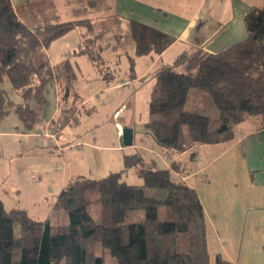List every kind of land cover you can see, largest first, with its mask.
Listing matches in <instances>:
<instances>
[{"label": "trees", "instance_id": "1", "mask_svg": "<svg viewBox=\"0 0 264 264\" xmlns=\"http://www.w3.org/2000/svg\"><path fill=\"white\" fill-rule=\"evenodd\" d=\"M105 1L67 0L69 13L81 18L62 22L54 0L17 6L0 0V121L13 113L23 130L31 131L38 117L29 102L43 103L51 82L67 106L66 123L75 119L78 77L71 62L52 67L47 60L35 64L33 59L53 40L83 27L77 54L86 55L104 76L111 75L101 66L99 37L88 18ZM243 23L242 41L216 54L184 52L173 66L155 74L148 102L151 119L144 127L157 148L183 154L196 145L230 143L234 127L244 121L264 128V0L248 11ZM129 38L134 56L159 55L175 40L133 20ZM129 63L132 72L133 57ZM13 94L19 102L12 100ZM189 102L216 109L217 127L210 130L208 116L185 110ZM177 166L157 169L153 160L135 152L124 155L120 172L75 179L54 203L65 224L34 220L21 209L6 210L0 200V264H105V252L116 264H210L201 204L175 177ZM131 167L141 185L121 181ZM214 264L232 263L217 256Z\"/></svg>", "mask_w": 264, "mask_h": 264}, {"label": "crops", "instance_id": "2", "mask_svg": "<svg viewBox=\"0 0 264 264\" xmlns=\"http://www.w3.org/2000/svg\"><path fill=\"white\" fill-rule=\"evenodd\" d=\"M26 1L35 0H11V3L17 6ZM54 2L57 10L59 3L68 7L67 0ZM262 3L263 0H106L105 12L90 11L88 18L99 37L101 66L111 73L109 76L98 71L86 55L77 54L86 33L83 27H79L83 29L79 33L80 41L73 53L70 52L73 62L63 51L54 64L48 52L51 43L43 48L47 50L43 61L47 60L52 67L68 59L75 68L77 57L86 56L95 78L83 83L77 78L75 87L79 100L77 112L72 114L74 120L66 123L64 109L67 106L60 101L54 84L55 106L32 108L38 121L31 131L25 132L13 113L0 121V200L4 208L21 209L34 220L50 219L54 224L50 215L57 212L54 203L66 185L78 178L100 179L91 176L93 165H100L102 175L107 176L115 170H123L124 155L156 152L155 142L149 148L139 140L134 143V132L131 146L134 152H126L118 140L122 129L131 126L118 121L113 126L112 143L98 144V125L109 116L112 121L117 120L127 106L111 105L108 112L102 114L95 105L110 99L108 91L125 87L130 88L128 92L122 91L124 101L135 100L144 78L149 79L141 94L148 104L154 76L159 70L173 66L184 52L202 50L216 54L242 41L246 37L245 15ZM131 20L158 29L175 40L159 55L134 56V44L129 38ZM68 34L61 38H68ZM130 57L134 58V66H144L143 72L136 74L133 70L129 74L131 82L118 80L113 84L114 68L124 60L130 67ZM46 103L47 99L40 104ZM81 114L84 120L78 119ZM73 126L75 133L69 134L67 128ZM84 129L86 134H91L89 140L82 143L86 151L78 149L79 143L74 144ZM206 146L216 147L217 151L204 164L197 163V151L196 158L190 154L186 161L180 157L172 159L176 153L169 151L165 157L160 153L159 156L167 165L166 169L174 163L180 165L174 171L175 177L197 195L203 212L209 263L214 264L215 258L220 256L232 264H264V128L258 129L251 121H244L234 127V139L230 143ZM98 156L104 158L103 165H98ZM167 157L172 160L167 162ZM194 162L195 166L189 165Z\"/></svg>", "mask_w": 264, "mask_h": 264}, {"label": "rangeland", "instance_id": "3", "mask_svg": "<svg viewBox=\"0 0 264 264\" xmlns=\"http://www.w3.org/2000/svg\"><path fill=\"white\" fill-rule=\"evenodd\" d=\"M105 8H106V6H105V4H103L102 8H100L99 11L105 12ZM58 10H59V15H60V20L62 22L73 20L76 18L77 19L81 18V16H77V17L72 16L68 12V7L65 5V3H59L58 4ZM80 31H83V29H81V28L74 29V30L69 32L68 38L64 39V38L60 37V38H57L51 42V44L49 46L50 50L48 51L49 55H51V57H52L51 62L56 64V62H58L57 60H58L59 56H61V53L63 51H64L63 55L69 56V59L72 60V62H73L74 57H73V55H71V53H73V50H75L74 48H76L77 43L80 41V37H79ZM43 50H41L34 57L33 61L35 64L42 62L46 58L47 50H46V52ZM77 58H78V60H76L77 63L74 66H75V71H76L77 76H78L79 83H81V82L83 83V82H86V80H90L92 78H95V71L91 68L86 56H78ZM130 70H131V68L129 67V64H127V62L125 60L122 63H120L118 65V68H114V70H113V75H114L113 84H114V82H117L118 80L119 81L124 80V81L131 82L132 79L129 76V74L131 72ZM133 70L135 71L136 74H141L144 70V66L135 64V66L133 65ZM176 70L178 72L181 71V69L179 67H177ZM133 75H134V72H133ZM148 79L149 78L143 79V83H141L140 87H139L140 93L138 94V96L136 97L135 100L124 101L125 97L123 96L124 92H122V91L128 92L130 87H125L123 90L112 89L111 91H108L107 95L110 97V99L104 104L97 100L98 104L95 106L98 107V109H99L98 112L102 113V114L104 112H108V110L111 108V105L116 106L117 104L122 103L125 106H127V109L125 111L124 110L121 111L120 117L117 120L112 121L111 117L109 116L108 118H104V123L102 122V123H100V125H98V127L96 128L97 129L96 135H97V140H98L97 143L98 144L110 145L112 143L113 137H114L113 136V133H114L113 132V126H114L115 121H118L120 124H125L127 126H131V129L134 132L135 137H136L134 143H137L139 140V141H141V143H143L144 146H147V148H149V146H151V145L153 146L154 141L149 135L146 134V130L144 127V124L151 119V116L148 112V104H147L146 100L143 99V96L141 94V91H142V93H143V91H145V87L148 83ZM43 97L48 100V103L42 105L39 102L32 100L29 102L30 107L35 108L36 106H42L45 109L46 108H48V109L54 108V106H55V101H54L55 85L53 82L48 84V86L46 87V89L43 93ZM12 100L14 102H19L20 97L16 94H13ZM118 106H121V105H118ZM125 106H124V108H125ZM185 110L193 112V113H197L200 115L208 116L210 118V128H209L210 130H214L218 125V112L214 108H208L205 106H200V105L189 102L186 104ZM80 116L81 117H78L79 120L85 119V117L82 114ZM239 127H240V125L237 128L240 129ZM128 128H130V127H128ZM73 131H74V126L67 128V132L69 134L75 133ZM237 131H239V130H237ZM90 136H91V134H89V133L86 134V130L84 129L83 132L81 133V136L78 137V139L74 142V144L79 143L78 149L82 148L84 151H86V148L82 147V143L88 141ZM118 144H119V140H118ZM129 147H125L124 149H127L126 152L133 153L134 150H132L131 146H129ZM129 149H131V150H129ZM156 149H157L156 152H153L152 150H148L147 152L141 151L140 155H141V157H143L146 160L152 159L155 162L157 169H166L167 165H164L162 163V161H161L162 159L159 156V153H160V155H163V157H165L167 151L159 149V148H156ZM206 149H209L208 152H206ZM195 151L198 152V156L196 155L197 158H196V156H194V158H196V160H198L197 163L204 164L206 162V160H208L211 157V155L214 154L215 151H217V150H216V147L215 148H211V147L209 148V146H206V145L205 146L204 145H196L192 150H190L184 154H174L172 159H176V158L180 157L182 160L186 161L191 157L190 153L195 152ZM98 158H99L98 159V165H99V163L101 165H103V162H102L103 157L98 156ZM172 159L167 157V162H170ZM81 165H82V163H81ZM189 165L195 166L196 163L195 162L190 163ZM92 168H93L92 175H91L92 177L102 178L105 176V174L102 175L103 173H102L100 165L99 166L93 165ZM98 168H99V171H98ZM108 168L110 169V167H108ZM110 170H112V169H110ZM95 172H97V173H95ZM113 172H117V170H115ZM121 181H124L125 183H127L129 185H141L142 184L141 178H139L138 176L135 175V169L132 167L127 168L123 172V174L121 176ZM90 211L91 212L94 211L93 207L90 208ZM50 217H51V221L54 224L66 223V217L61 212H55L54 214H51ZM104 261H105V264H116L115 260L107 252H105V254H104Z\"/></svg>", "mask_w": 264, "mask_h": 264}, {"label": "water", "instance_id": "4", "mask_svg": "<svg viewBox=\"0 0 264 264\" xmlns=\"http://www.w3.org/2000/svg\"><path fill=\"white\" fill-rule=\"evenodd\" d=\"M133 144V131L131 128L125 127L121 131V135L119 137V145L120 147H129Z\"/></svg>", "mask_w": 264, "mask_h": 264}]
</instances>
